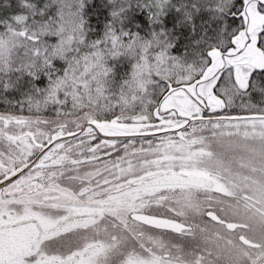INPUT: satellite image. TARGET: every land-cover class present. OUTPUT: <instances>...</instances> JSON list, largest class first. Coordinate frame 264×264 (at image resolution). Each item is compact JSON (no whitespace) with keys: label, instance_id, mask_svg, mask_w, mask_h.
Masks as SVG:
<instances>
[{"label":"snow or ice","instance_id":"snow-or-ice-1","mask_svg":"<svg viewBox=\"0 0 264 264\" xmlns=\"http://www.w3.org/2000/svg\"><path fill=\"white\" fill-rule=\"evenodd\" d=\"M0 264H264V0H0Z\"/></svg>","mask_w":264,"mask_h":264}]
</instances>
